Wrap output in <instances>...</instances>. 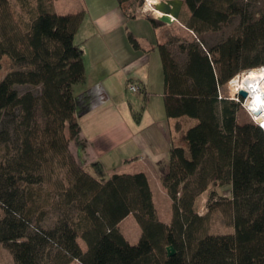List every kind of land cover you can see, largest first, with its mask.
<instances>
[{
  "label": "trees",
  "instance_id": "obj_1",
  "mask_svg": "<svg viewBox=\"0 0 264 264\" xmlns=\"http://www.w3.org/2000/svg\"><path fill=\"white\" fill-rule=\"evenodd\" d=\"M53 1L0 0V59L14 65L0 79V244L11 264H264V131L238 122L241 101L219 94L239 72L264 66V0H182L178 20L195 38L178 44L179 57L157 45L166 117L195 120L170 146L160 178L171 201L168 223L156 215L144 173L102 181L73 157L79 124L72 87L84 80L73 39L83 12L57 14ZM117 3L126 17L140 4ZM221 31L205 44V34ZM212 183L230 185L218 203L231 232H209V208L195 209ZM51 211L54 222L45 226ZM129 214L140 227L134 244L118 228Z\"/></svg>",
  "mask_w": 264,
  "mask_h": 264
},
{
  "label": "crops",
  "instance_id": "obj_2",
  "mask_svg": "<svg viewBox=\"0 0 264 264\" xmlns=\"http://www.w3.org/2000/svg\"><path fill=\"white\" fill-rule=\"evenodd\" d=\"M52 7L57 14L83 12L73 39L84 64V80L72 87L79 124V134L69 144L73 157L96 177L144 173L155 207L151 184L162 185L170 146L180 143L195 123L188 117L167 118L164 112L163 72L155 52L164 41L159 34L164 23L153 26L148 14L137 15L135 5L127 10L133 16L126 17L117 0H55ZM128 84L139 90L129 91Z\"/></svg>",
  "mask_w": 264,
  "mask_h": 264
},
{
  "label": "rangeland",
  "instance_id": "obj_3",
  "mask_svg": "<svg viewBox=\"0 0 264 264\" xmlns=\"http://www.w3.org/2000/svg\"><path fill=\"white\" fill-rule=\"evenodd\" d=\"M146 0H139L140 4H136V13L137 15L139 14L140 9L142 10L144 7ZM86 3H88V0H86ZM147 4H151L146 2ZM260 8V3L259 2H252V9L253 10H258ZM145 9V7H144ZM135 13V11H134ZM145 14L148 15H159V12L151 13L150 11H146ZM87 20V19H86ZM133 24V23H131ZM131 25L128 23V25L124 26L126 36L127 32H130V27ZM162 28L160 29V33L162 36V39H164L163 43H166L169 48H171L174 52H176L177 55V46L179 43L189 41L190 39L195 38V35L188 31L183 24L180 22V20L173 21L171 24H162ZM224 32H227L228 29H223ZM218 33H207L204 35V42L205 44H212L215 40L219 39V36H222V32ZM81 34V33H80ZM80 36V35H79ZM206 45V46H207ZM157 53L158 51L155 50ZM14 65L10 61V59L6 56L2 57L0 59V79L5 75L6 72L9 70L13 69ZM247 71V70H245ZM241 71L236 75H239L240 79L243 78V75ZM236 75L232 77V81L229 85V81L224 84L223 86L220 87L219 89V94L222 97H227L229 99H233L235 101H241V104L238 108L237 111V120L238 122H244V121H252L256 123L252 117V114L247 111L245 108V104H247V100L249 97L247 95L242 96L239 94V89H238V80H236ZM243 75V76H242ZM128 86V85H127ZM29 86H17V89L22 92L26 89H29ZM34 89V88H32ZM35 90V89H34ZM130 91V90H129ZM152 96H156V94H152ZM247 96V97H246ZM99 179L104 181L107 179V177L99 174L98 175ZM55 180V174L50 177V181L48 180L47 182L44 183L43 188L44 190H47V188H50V184H53ZM152 189H153V197H154V203H155V209L157 211V215L161 221H168L170 216H171V203L169 197L166 195L163 187L161 184H151ZM217 187V188H216ZM216 190V191H214ZM230 191V185L229 184H222L217 186L216 183L210 184L206 191H204L196 200L195 203V209L198 211L200 214L205 212V209L208 207L209 208V213H208V222H209V227L208 231L213 232V233H226V232H231L232 230H229L226 219L222 218L220 215V196H228ZM2 214V210L0 208V216ZM55 214L51 212H48L42 222L43 225L48 226L54 222L55 219ZM120 231L129 239L130 243H136L139 236H140V227L138 223L136 222L133 214L127 215L120 223L119 225ZM79 245L81 246L82 249H85V243L79 239L78 240ZM12 263V256L10 252L2 245L0 244V264H11ZM70 264H80L78 262H71Z\"/></svg>",
  "mask_w": 264,
  "mask_h": 264
},
{
  "label": "bare ground",
  "instance_id": "obj_4",
  "mask_svg": "<svg viewBox=\"0 0 264 264\" xmlns=\"http://www.w3.org/2000/svg\"><path fill=\"white\" fill-rule=\"evenodd\" d=\"M146 2L144 4L145 9H150L158 0H146ZM153 12L158 11L154 10ZM243 75L238 83V91L242 90L249 98H252L251 101L247 102V105L251 109L252 117L264 127V66L259 67V69H249Z\"/></svg>",
  "mask_w": 264,
  "mask_h": 264
},
{
  "label": "water",
  "instance_id": "obj_5",
  "mask_svg": "<svg viewBox=\"0 0 264 264\" xmlns=\"http://www.w3.org/2000/svg\"><path fill=\"white\" fill-rule=\"evenodd\" d=\"M153 10L158 11L160 14L155 15L154 19L161 23L171 24L173 21L178 20L180 10L182 7V0H158L157 3L152 5ZM239 94L245 96V92L240 90ZM167 256L174 254L172 246L166 247Z\"/></svg>",
  "mask_w": 264,
  "mask_h": 264
},
{
  "label": "built area",
  "instance_id": "obj_6",
  "mask_svg": "<svg viewBox=\"0 0 264 264\" xmlns=\"http://www.w3.org/2000/svg\"><path fill=\"white\" fill-rule=\"evenodd\" d=\"M145 7V6H144ZM144 7H143V9L141 10L140 9V11L141 12H139V14H138V16H144V15H146L145 14V12L148 10V11H150L151 13L154 11L153 10V7H151L150 9H144ZM154 13V12H153ZM257 69H259V68H257ZM247 71H249V70H247ZM247 71H244V72H242V74H245ZM235 78V77H234ZM239 79V75H236V80H238ZM232 79L233 78H231L230 80H229V85H230V83H231V81H232ZM128 89L131 91V92H137L139 89L137 88V86L136 85H134V84H128ZM252 100V98H249L248 100H247V102H249V101H251ZM245 106V108L247 109V111H249V113H251V109L249 108V106L247 105V104H245L244 105ZM252 114V113H251ZM255 122H256V120L255 119H253ZM257 123V122H256ZM258 124V123H257ZM261 128H262V130L264 131V127L262 126V125H260V124H258Z\"/></svg>",
  "mask_w": 264,
  "mask_h": 264
}]
</instances>
